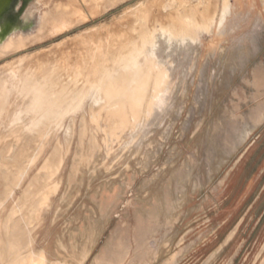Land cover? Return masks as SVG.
I'll return each mask as SVG.
<instances>
[{
  "label": "rangeland",
  "instance_id": "1",
  "mask_svg": "<svg viewBox=\"0 0 264 264\" xmlns=\"http://www.w3.org/2000/svg\"><path fill=\"white\" fill-rule=\"evenodd\" d=\"M70 1L0 0V128H51L22 170L24 141L0 150V243L13 223L31 243L1 264H264V0H75L43 30ZM153 28L143 103L110 99L101 78Z\"/></svg>",
  "mask_w": 264,
  "mask_h": 264
},
{
  "label": "bare ground",
  "instance_id": "2",
  "mask_svg": "<svg viewBox=\"0 0 264 264\" xmlns=\"http://www.w3.org/2000/svg\"><path fill=\"white\" fill-rule=\"evenodd\" d=\"M27 0H25L26 2ZM102 0H84V2L86 3H91V5L95 6L98 5ZM109 0H107L108 3ZM116 1V0H115ZM105 2V1H104ZM113 2V0H112ZM112 2L110 1L109 5L112 4ZM229 2V1H228ZM19 3V0H16V6ZM63 3V2H61ZM230 3V2H229ZM65 5H58L52 9H50L49 11H47V13L44 14V26L45 29L43 28V30H53L55 28H58L61 24H62V20L69 19L70 18H74V16H76L77 14L83 12L84 10L82 9L81 6H78L75 2V0L70 1L68 4L67 3H63ZM102 4V3H101ZM106 4V3H105ZM147 4V3H144ZM25 5V4H24ZM142 5V4H140ZM104 6V4H103ZM229 6V4H228ZM228 6H226L228 8ZM106 7V6H105ZM23 7L19 8V10L23 9ZM92 8V7H91ZM137 9V8H136ZM135 9V10H136ZM139 9V8H138ZM226 9V8H225ZM229 9V8H228ZM228 9H226L225 12H223V15H225L228 11ZM47 10V9H46ZM225 13V14H224ZM84 14V13H83ZM161 14V13H160ZM85 15V14H84ZM187 17V16H186ZM81 18V17H80ZM62 21L59 23V21ZM76 20H78V18H76ZM190 20V19H189ZM66 21V20H65ZM75 21V20H74ZM68 23V22H67ZM75 23V22H74ZM190 23V22H189ZM65 24V23H63ZM153 24V23H152ZM161 24V23H160ZM194 24V23H193ZM155 25V24H154ZM67 26V25H66ZM153 26V25H151ZM167 26V25H165ZM64 27V26H63ZM155 28V26H153ZM153 30H147V32L142 36L141 42L137 43L134 46V48H132V52L134 53H130L129 56L125 55V53L123 55L120 56V59H118V62L120 60L119 65L122 63H124L123 65V70L122 73L119 75L118 78L113 79L114 82H117V87H115L113 85V81H107L110 77L113 76V74H108L105 73L104 76L101 78V84L98 87V90H104L106 91L105 94L106 96L110 97V99L115 98V99H120V100H124L127 99L128 100V104H137L140 105L143 103L144 99H145V95H147L148 93V84L150 83V79L149 77V71H151V69L153 68V66L151 64H149V61L151 60V57L149 55L150 60L146 59L147 64L145 63L144 66H140L139 61H138V57H137V53L138 55L141 54L142 52H144L145 50V43H149L152 42L155 39V34H156V29ZM60 29V28H59ZM150 29V28H149ZM164 29V28H163ZM162 29V30H163ZM171 29V28H170ZM58 30V29H56ZM165 30V29H164ZM172 30V29H171ZM168 31L169 28H168ZM175 31V30H174ZM173 31V32H174ZM51 32V31H50ZM55 32V31H54ZM172 32V31H171ZM170 32V33H171ZM181 32V31H180ZM42 33V32H41ZM40 33V35H41ZM184 33V32H183ZM43 34V33H42ZM173 34V33H172ZM39 36V34H38ZM43 36V35H42ZM41 36V37H42ZM33 39V38H32ZM38 39V38H37ZM139 41V40H137ZM135 42V41H134ZM129 46L131 44H128ZM132 47V46H131ZM129 49V48H128ZM120 50V49H119ZM124 50V49H123ZM122 50V51H123ZM126 50V49H125ZM130 50V49H129ZM122 53V52H121ZM119 53V55L121 54ZM147 58V57H146ZM116 59V60H117ZM155 60V59H154ZM154 60H151L152 62ZM25 62V61H24ZM116 62V61H115ZM151 62V63H152ZM14 63V62H13ZM11 62V64H13ZM155 63V62H153ZM10 64V63H9ZM17 64H18V60H17ZM116 64V63H115ZM8 65V64H7ZM10 66V65H9ZM23 66V65H22ZM118 66V65H116ZM117 67L118 68H121ZM152 66V67H150ZM155 66V65H154ZM1 67L6 68L4 65H2ZM13 67V65H12ZM115 68V66H114ZM7 69V68H6ZM17 69V68H16ZM15 69V70H16ZM10 69H7V71ZM116 70V69H115ZM6 71V70H5ZM10 71H13L10 70ZM116 71H114L113 73H115ZM156 82V80H154ZM7 82V81H6ZM4 83V82H3ZM29 83V82H28ZM1 85V84H0ZM36 85V84H35ZM38 86V85H37ZM24 88V87H23ZM33 88L32 90L34 91V95L32 96L29 105H28V109L30 111H41L44 110L45 111L48 109L49 107V103L45 104L46 102V97L44 94V91L40 90V91H36V87L34 89V86L31 87ZM31 88H28V91L31 92ZM7 90V89H6ZM8 91V90H7ZM26 91V90H25ZM27 91V92H28ZM81 94V93H80ZM15 95V94H14ZM13 95V96H14ZM79 96V95H78ZM13 99V98H12ZM10 99V100H12ZM45 99V100H44ZM48 101V100H47ZM44 106H48L47 109L44 108ZM52 106V104L50 105ZM42 112H40L41 117L44 115L42 114ZM41 120V118H40ZM40 123V122H39ZM37 123V124H39ZM28 124V123H27ZM26 124V125H27ZM36 124V125H37ZM12 128V129H11ZM11 128H8L6 130H3L0 128V138L1 136L4 137H8L9 138L7 140H1L2 142H0V150L4 153H8L9 149H11L12 146H14V143H18L21 141H24L23 143L19 144L18 147V151L15 154V157L12 161H10L11 165L16 169V170H22L24 169L23 166V161H27L29 159L32 158V155H34V153H41L47 143V138L48 135L50 133L51 128L47 127L46 125H40V127L38 126V128L36 130L34 129H28V131H25L26 128L23 127L22 125H11ZM14 130V131H13ZM50 137V136H49ZM8 149V150H7ZM11 152V151H10ZM9 152V153H10ZM13 157V156H12ZM52 158V157H50ZM53 167V166H52ZM56 169V168H55ZM36 179V178H35ZM43 181V180H42ZM34 184V183H33ZM35 185H39L37 183H35ZM16 186V185H15ZM38 188V186H37ZM36 188V189H37ZM9 197V196H8ZM7 197V198H8ZM7 198H5L7 200ZM4 199V200H5ZM4 201H2L0 203V211L1 208L3 206ZM139 214V213H138ZM88 219V218H87ZM86 222V221H85ZM88 222V221H87ZM86 222V223H87ZM92 222V221H91ZM100 222V221H99ZM10 223V222H9ZM89 223V222H88ZM99 224V223H98ZM10 225V224H9ZM12 227L10 228V233L8 236H5L3 239V244L6 248L5 250V254L6 255H11L13 253H18L21 249L26 248V247H30V242L28 241V237H29V233L27 234H23L24 231V227H22L21 223H13L11 225ZM95 227L97 225H94ZM8 225L4 224L2 222V217L0 216V237L3 236V230L4 228H7ZM10 227V226H9ZM8 227V228H9ZM7 228V229H8ZM87 228V227H86ZM93 229V228H92ZM84 230V228H83ZM89 230V229H88ZM85 231V230H84ZM87 233V231H85ZM81 233H84L83 231ZM94 233V232H93ZM67 234V233H66ZM88 235V234H87ZM115 237V236H114ZM71 238V237H70ZM75 239V238H74ZM110 239V238H109ZM114 240V239H113ZM111 241V240H110ZM65 243V242H64ZM109 243V242H108ZM63 244V243H62ZM77 244V243H76ZM66 246V245H65ZM109 247V246H108ZM87 248V247H86ZM112 248V247H111ZM69 249V248H68ZM106 249V248H105ZM79 251V250H78ZM87 251V250H86ZM2 251H0V255H1ZM66 253V252H65ZM73 253V252H72ZM32 257V256H31ZM75 258V257H74ZM80 258V257H79ZM105 259V257H100L97 259V261L95 262V264H100L103 260ZM28 261L26 264H46V259L44 257H40L35 259L33 262L32 259H27ZM51 261V260H50ZM81 262V261H80ZM79 262V264H80ZM1 264V262H0ZM48 264H66V261H61L58 260L56 263H53L52 261L49 262Z\"/></svg>",
  "mask_w": 264,
  "mask_h": 264
},
{
  "label": "flooded vegetation",
  "instance_id": "3",
  "mask_svg": "<svg viewBox=\"0 0 264 264\" xmlns=\"http://www.w3.org/2000/svg\"><path fill=\"white\" fill-rule=\"evenodd\" d=\"M10 5H11V9H10V12L9 13L11 15L12 10H14L16 8V0H10Z\"/></svg>",
  "mask_w": 264,
  "mask_h": 264
}]
</instances>
